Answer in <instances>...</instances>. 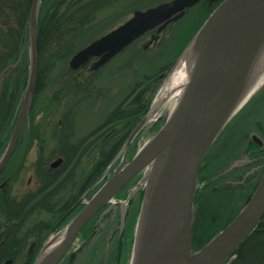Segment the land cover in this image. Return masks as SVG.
Returning a JSON list of instances; mask_svg holds the SVG:
<instances>
[{
  "label": "water",
  "instance_id": "1",
  "mask_svg": "<svg viewBox=\"0 0 264 264\" xmlns=\"http://www.w3.org/2000/svg\"><path fill=\"white\" fill-rule=\"evenodd\" d=\"M41 1L31 0L30 4L28 76L7 146L0 155V170L11 154L34 96ZM199 1L169 0L135 10L126 21L73 54L69 67L78 69L95 58L92 68L97 69L145 32L154 28L162 31ZM186 52L192 61L190 78L174 111L126 162L134 137L159 106L154 102L125 140L119 164L89 198L83 201L85 196L81 197L70 208L66 215L83 202L62 228L52 229L32 264H58L72 248L81 229L142 172L132 187H143L144 193L129 264H229L235 250L264 218L263 166L255 189L239 212L199 249L192 248L200 167L254 80L264 53V0H221L186 45L170 73ZM11 68L10 65L3 73ZM131 194L130 190L123 203ZM3 264H12V260L7 259Z\"/></svg>",
  "mask_w": 264,
  "mask_h": 264
},
{
  "label": "rangeland",
  "instance_id": "2",
  "mask_svg": "<svg viewBox=\"0 0 264 264\" xmlns=\"http://www.w3.org/2000/svg\"><path fill=\"white\" fill-rule=\"evenodd\" d=\"M83 1L87 0H81V3ZM165 1L169 0L105 2L95 12L93 19L89 20L90 24L86 25L79 35H76L79 37L75 49L70 55L52 59L51 50L44 51L43 59L37 66V76L40 73V77L39 79L36 77L33 100L22 127L20 145L16 152V157L24 160L20 162L21 165L11 162V167H16L12 175L14 184L11 193L14 196L20 198L26 193L24 191L29 188L28 180L35 173L34 169L38 161L47 160L49 162L59 155H66L65 153L70 150L75 151L72 156L75 176L80 179L82 173L84 176L91 175L94 165L104 152L103 150H107L108 146L117 141L123 123L128 119L117 116L118 108H134V102L149 100L147 109L139 116V120L131 128L127 137L149 112L168 74L186 46L184 43L190 41L194 32L205 19V3L199 2L187 8L185 14L177 21L167 25L158 36L156 43H152L146 49L142 46L149 40V37H142L97 69L92 68L95 58L89 59L78 69H71L69 60L78 50L130 18L135 10H144ZM42 2L43 0L41 6ZM78 2L79 0H64L59 3L56 0L53 2L55 6L51 11L56 7L57 10L59 8V13L72 12L82 6ZM22 41L24 48H22L19 58L9 61L0 72V120L3 116L6 117V101H9V95L13 92L17 93L14 109L10 114L11 119L9 124L3 128V133L0 136V155L14 126L28 76V36L24 34ZM22 54L24 56L21 59ZM10 65L12 68L3 73ZM23 74L25 77L22 79ZM133 99H135L134 102ZM251 112V109H243L236 117V123ZM168 113L169 101L166 100L157 107L154 115L136 134L129 147L127 161L158 131ZM255 113H258L264 121V109L255 111ZM232 129L228 128L220 132L202 164L197 184L199 199L195 203L191 235L193 249L200 247L216 234L229 219L234 217L247 201L254 181L256 179L258 181L261 174L264 162H256L251 165L257 171L245 185L241 186L237 183L240 178L226 175L233 153V147L229 146L232 136H235ZM226 145L229 146L228 149ZM122 146L117 151V160L112 165L113 167L121 160ZM102 148L104 149L102 150ZM104 173H102V177L105 179L108 174ZM142 173L128 183L107 205L108 211L99 215L95 229L88 239H83L80 232L68 254L72 256L73 252L77 251V257L63 264H113V247L118 230L122 227V219L124 220L127 211L130 212L132 204H136L138 207L136 217L126 216L125 228L130 227L129 235L125 237L124 234L123 236L124 240L130 237L131 248L126 250L125 260L121 254L119 262L129 264L135 225L144 193L143 187L138 189L132 187ZM95 179L96 177L92 181ZM230 179L233 182H230ZM130 190L132 194L127 202L123 203ZM79 193L73 192V197L77 198ZM92 193L90 192V195ZM66 196L70 198L69 195ZM64 198L66 200L65 196ZM1 205L0 233L9 226L6 211ZM29 220L31 222L37 220V214L35 213ZM32 224H24L22 229L30 227ZM122 248L125 251L126 246L125 248L122 246ZM67 260L69 261V259ZM14 264H24V257L19 255Z\"/></svg>",
  "mask_w": 264,
  "mask_h": 264
},
{
  "label": "flooded vegetation",
  "instance_id": "3",
  "mask_svg": "<svg viewBox=\"0 0 264 264\" xmlns=\"http://www.w3.org/2000/svg\"><path fill=\"white\" fill-rule=\"evenodd\" d=\"M220 1H199L206 4V13L210 9L206 18ZM163 30L157 32L155 28L141 35L138 39L149 37V40L142 47L146 49L152 43H156L158 36L161 35ZM245 108L251 109L252 112L236 123V117ZM261 109H264V84L259 86L256 92L248 97L222 129L224 131L228 128H233L232 130L235 132V136L233 135L229 142V146L233 147V153L230 157L226 175L240 178L237 183L241 186L251 180V176L257 171L251 165L256 162H264V121H262L258 113H255V111ZM9 129L10 126L8 127ZM21 131L22 128L9 158L0 170V203L2 204L0 205L6 211V219L9 222L7 229L0 233V256L4 257L2 263L7 259H11L12 264H14L15 259L22 255L24 264H31L52 229L55 226H57L56 231L60 229L81 208L82 202L71 213L66 215L81 197H88L90 192L96 189L95 187L104 179L102 173L105 170L98 175H94L92 178L96 177L94 181L90 179L91 176L89 174L84 176L83 173L79 179L78 176H75L74 164H72L74 161L72 156L75 151L68 150L69 152L65 153L66 155H59L49 162L47 160L38 161L34 169L35 173L28 180V190L24 191L26 193L22 197L17 198L11 193L13 192L14 184L12 175L16 169V167H11V162L21 165L20 162L24 160L16 157L17 147L20 145ZM234 132L232 131L233 134ZM229 146L226 145V148L228 149ZM117 155L118 153L111 162L117 159ZM230 182L233 181L230 179ZM73 192H80L77 198L73 197ZM66 195H69L70 198H67L68 196ZM64 196L66 200H64ZM35 213L37 214V220L31 222L29 218ZM128 213L127 211L122 221V227L118 231H123ZM24 224H32V226L22 229ZM68 254L64 256L59 264L67 262Z\"/></svg>",
  "mask_w": 264,
  "mask_h": 264
},
{
  "label": "trees",
  "instance_id": "4",
  "mask_svg": "<svg viewBox=\"0 0 264 264\" xmlns=\"http://www.w3.org/2000/svg\"><path fill=\"white\" fill-rule=\"evenodd\" d=\"M55 1L56 0H54L53 2ZM58 1L59 3H61L64 0ZM114 1L116 0H87L81 3V0H79V5H82L80 8L72 12L65 11L63 13H59V8L57 10L56 7L55 10L51 11V9H53L55 6V3H53L52 0H43L41 11L39 13L37 36L38 63L43 59L42 55L45 50H51L52 59H59L63 58L64 56L70 55L71 52H73V50L75 49L76 41L79 37L76 35H79L81 33V30L83 31V28L86 25L90 24L89 20L93 19L95 12L101 7L103 3ZM30 4L31 0H0V72L8 64L9 61L17 60V58H19L21 54L22 48H24L22 39L24 34L26 36L28 35ZM209 12L210 9H208L206 15ZM72 17L74 18L71 19ZM187 43L188 42H185L184 44ZM23 56L24 55L22 54L21 59L23 58ZM23 77H25L24 74L22 75V79ZM37 77V79H39L40 73ZM9 96V101H6V117L3 116L0 120V136L3 133V128H5L7 124H9V120L11 119L10 114H12V111L14 109L17 93L13 92ZM134 101L135 99H133V102ZM134 103V108L121 109V107H119L116 111V114H118L117 116H119V118L128 119L123 123L120 134H118L117 141L113 142L108 147L106 146L107 150L102 148V150L104 149V152L101 155L99 161L94 165L93 172L90 175L91 180L94 175L100 174L116 155L117 151L120 149L125 138L127 137L129 131L135 125L137 120H139V116L143 114V112L147 109L149 100L146 102L140 100ZM256 183L257 179L254 181L250 193L254 189ZM198 199L199 198L196 194L195 202L198 201ZM137 210V205L132 204L131 210H129L131 213L129 212L127 216H132L133 218H135L137 215ZM98 218L99 213L96 214L83 228V230L81 231V237L83 239H88L90 237L92 231L95 229ZM230 220L231 219H229L225 223V225ZM129 228L124 227L123 231H119L116 236L112 255L113 264H122L119 263L120 257L123 255V260H125L126 250L128 248H131L132 243L130 237L124 240V238L129 235ZM124 234L125 237L123 238ZM122 246L124 248L126 246L125 251ZM77 254V251L73 252L72 256L70 255L67 258L69 259V261L67 260V262L75 259L77 257ZM234 255V259L230 264H264V218L257 224L254 230L235 250ZM3 258V256H0V263Z\"/></svg>",
  "mask_w": 264,
  "mask_h": 264
},
{
  "label": "bare ground",
  "instance_id": "5",
  "mask_svg": "<svg viewBox=\"0 0 264 264\" xmlns=\"http://www.w3.org/2000/svg\"><path fill=\"white\" fill-rule=\"evenodd\" d=\"M191 68H192V61L189 57L188 52H186L181 57L178 64L176 65L174 70L170 73V75L166 79L163 87L159 91L158 96L155 100V106H158L162 102L167 100V101H169V113L168 114H170L174 111V109L176 108V106H177V104H178V102H179V100H180V98L184 92L185 86L187 85L188 80L190 78ZM256 70L257 71L255 73L254 80L252 81V83H251V85H250V87L246 93L245 98L242 100L243 102L241 103L240 107L236 110V112L241 108V106L248 99V97L256 92L257 88L264 81V53L259 59L258 66H257ZM232 116H231V118H232ZM149 169H150V165H148V167H147V172L149 171Z\"/></svg>",
  "mask_w": 264,
  "mask_h": 264
}]
</instances>
